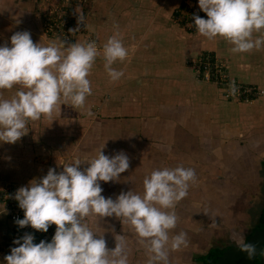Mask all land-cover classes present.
I'll return each mask as SVG.
<instances>
[{
    "label": "crops",
    "instance_id": "crops-1",
    "mask_svg": "<svg viewBox=\"0 0 264 264\" xmlns=\"http://www.w3.org/2000/svg\"><path fill=\"white\" fill-rule=\"evenodd\" d=\"M35 3L0 0V44L9 43L17 31L30 32L34 43L48 44L37 26ZM96 5L91 9L93 37L96 43L106 42L118 31L129 59L113 66L123 69L124 75L116 82L107 75L105 85H98L108 96L92 116L70 107L69 113L61 108L37 121L46 122L41 129L49 140H60L67 161L90 159L103 143L104 154L123 151L128 156L129 168L118 181L100 182L106 198L115 199L122 191L142 192L143 178L153 169L192 167L196 179L175 206L178 220L170 232H185L187 244L168 258V264H191L192 253L203 252L210 231L218 229V219L243 217L264 188V96L216 103L209 100L210 83L201 85L178 76L184 72L175 60L185 40L172 13L180 5L198 8L197 0H103ZM191 35V49L217 52L228 62L232 79L264 87V71L250 64L245 67L248 52L232 53V45L220 37L208 39L198 31ZM258 52L264 56V46ZM129 71L138 76L126 79ZM87 166L85 161L78 167ZM85 223L103 236L109 250L115 247L116 235H125L129 264H146L138 237L119 218L87 217Z\"/></svg>",
    "mask_w": 264,
    "mask_h": 264
},
{
    "label": "clouds",
    "instance_id": "clouds-1",
    "mask_svg": "<svg viewBox=\"0 0 264 264\" xmlns=\"http://www.w3.org/2000/svg\"><path fill=\"white\" fill-rule=\"evenodd\" d=\"M206 18L193 15L198 33L208 39L223 38L232 53H246L264 46V0H197ZM70 31H75L72 29ZM57 41L42 46L34 43L28 31H17L9 43L0 44V90L18 86L15 94L0 99V143H15L27 131L29 121L51 117L61 105L83 108L92 87L88 74L97 56L102 55L104 69L111 82L118 81L123 69L113 65L129 59L118 31L97 48L95 41L71 43ZM237 91L229 84L230 94ZM89 116L93 113L89 110ZM90 159L75 157L62 163L63 170L49 168L47 174L22 186L14 199L24 212L15 223L47 231L54 224L51 240L33 243L26 233L13 241L4 264H129L127 241L115 236V247L109 250L101 234L90 228L85 219L115 216L127 224L138 237L146 253V264H168L169 253L187 244L186 233L170 235L176 227L175 206L188 194L196 179L192 167L153 169L142 181V192H121L115 199L101 195L100 182H116L129 168L123 152L112 156L101 150ZM87 162L81 170L78 166ZM22 241V242H21ZM240 250L249 257L255 245L240 241Z\"/></svg>",
    "mask_w": 264,
    "mask_h": 264
},
{
    "label": "rangeland",
    "instance_id": "rangeland-1",
    "mask_svg": "<svg viewBox=\"0 0 264 264\" xmlns=\"http://www.w3.org/2000/svg\"><path fill=\"white\" fill-rule=\"evenodd\" d=\"M97 1L100 2L103 0H36L34 13L37 26L45 42H58V37L65 42V46L75 42L83 43L95 41L96 43L90 25L91 9L93 6L97 7ZM177 9L185 8L180 5L176 7L172 13L173 20L179 24L180 30L182 31L180 38L185 40L184 43L180 42L179 57L175 60L176 65L179 67V71L184 72L183 75L179 74L178 76H185L201 85L210 83V89L212 90L207 91L212 93L209 97L211 101L218 103L220 102L219 100L222 99L231 100L230 98H225L218 86L212 83L211 79H206L203 72L201 70L198 71L194 64V61H196L200 55L210 53L216 60L221 61V63L217 62V65L221 64V70L231 78L228 73V62L213 50L191 49L192 42L190 40L193 39L191 38L193 36L191 34L196 33L197 30L188 29L184 26L183 21L177 17ZM72 29H75V31H70ZM183 36H186V38ZM104 43L105 42L96 43L97 48L102 50ZM260 50L261 48L259 50L253 49L248 52L250 57L246 58L247 65L245 67L247 69L250 68L248 65L250 64L259 71L260 69L264 71V56L258 52ZM182 51H185V53ZM182 56L185 57L183 58ZM133 63H138V61L134 60ZM103 64L102 55L97 56L88 74L92 93L86 98L83 108H76V110L82 109L84 114H87L89 110L92 113L95 112L108 96V92L105 88L98 87V85H105L103 79H107ZM116 64L120 65L122 62H117ZM128 74L126 75V79L136 78L138 76V74L134 75L130 71ZM159 76L163 75L158 74V77ZM232 80L241 83V81L236 80V78ZM17 87L18 86H14L12 89L0 90V99L11 98V96L15 94ZM261 88L264 89V87ZM121 91L131 92L123 89ZM263 96L264 94L261 95V97ZM66 106L67 105L61 108L66 113L71 112V110H69L71 106L68 105V108H66ZM61 108L58 110L60 111ZM56 112L57 110L53 111V113ZM45 123L44 121L37 120L29 121L27 125L28 131L17 142L12 144L6 142L0 143V259H2L5 254H8L9 250L12 248L11 231L13 229V224L9 219L6 209L8 205H18V202L14 199L16 190L22 186H28L33 180L39 181V179L45 175L43 171H47L48 167L55 169L56 172L62 171V163L67 161L68 154H63V150L60 149V140L58 138L49 140L48 136L43 134L41 128L45 127ZM51 124L55 123L52 122ZM56 147L59 148L56 150ZM58 165H61V167ZM57 168H59L58 171Z\"/></svg>",
    "mask_w": 264,
    "mask_h": 264
},
{
    "label": "built area",
    "instance_id": "built-area-1",
    "mask_svg": "<svg viewBox=\"0 0 264 264\" xmlns=\"http://www.w3.org/2000/svg\"><path fill=\"white\" fill-rule=\"evenodd\" d=\"M185 9H177V17L183 21V24L188 29H196L193 22V15H198L200 17L206 18V14L194 6H186ZM221 61L216 60L210 53H204L200 55L194 64L197 67L198 71H202L206 79H211V82L214 83L221 90L222 95L225 98L242 100L245 102L252 101L255 98L261 97L264 94V89L252 84V83H240L235 82L230 77L225 74L221 68L222 65L218 63ZM234 81L237 91L234 94L229 92V84ZM6 212L13 224V229L11 231V241L12 247L18 246L14 244L13 241L22 237L26 233H31L34 237L33 243H39L40 240L48 242L51 240L54 235L55 225H49L47 231H39L31 228V226H18L15 221L17 219L23 218L24 212L18 205L11 204L8 205ZM22 242V241H21ZM263 264H264V255H263Z\"/></svg>",
    "mask_w": 264,
    "mask_h": 264
},
{
    "label": "flooded vegetation",
    "instance_id": "flooded-vegetation-1",
    "mask_svg": "<svg viewBox=\"0 0 264 264\" xmlns=\"http://www.w3.org/2000/svg\"><path fill=\"white\" fill-rule=\"evenodd\" d=\"M262 187L257 197L258 200L256 202L253 201L246 208L243 217L238 216V218L233 217V219L222 217L218 219V229L210 231L203 252L195 251L192 253L190 257L191 264H213L225 250L230 247H239L241 239L246 241L253 231L263 226L260 220L264 210V188L262 189ZM263 255L264 246L255 258L254 264L258 258H260V262L263 264Z\"/></svg>",
    "mask_w": 264,
    "mask_h": 264
},
{
    "label": "water",
    "instance_id": "water-1",
    "mask_svg": "<svg viewBox=\"0 0 264 264\" xmlns=\"http://www.w3.org/2000/svg\"><path fill=\"white\" fill-rule=\"evenodd\" d=\"M260 220L263 226L253 231L245 241L255 245L256 250L252 256L249 257L245 252L240 250V247H230L213 264H254L255 258L264 246V210Z\"/></svg>",
    "mask_w": 264,
    "mask_h": 264
},
{
    "label": "trees",
    "instance_id": "trees-1",
    "mask_svg": "<svg viewBox=\"0 0 264 264\" xmlns=\"http://www.w3.org/2000/svg\"><path fill=\"white\" fill-rule=\"evenodd\" d=\"M255 264H261V262H260V258L257 259V261H256Z\"/></svg>",
    "mask_w": 264,
    "mask_h": 264
}]
</instances>
